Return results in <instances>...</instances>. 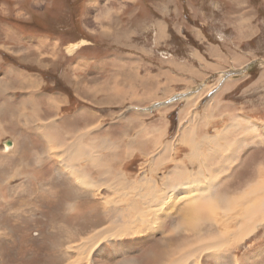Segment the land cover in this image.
I'll return each mask as SVG.
<instances>
[{"label":"rangeland","instance_id":"obj_1","mask_svg":"<svg viewBox=\"0 0 264 264\" xmlns=\"http://www.w3.org/2000/svg\"><path fill=\"white\" fill-rule=\"evenodd\" d=\"M159 33L163 41L156 42ZM77 55L89 57L84 60L86 66ZM123 63L125 69L118 72ZM228 72L233 74L225 78ZM114 73L125 79L124 85L112 83ZM12 76L23 77L27 83L11 81ZM108 76L111 85L104 84ZM226 80L230 83L224 84ZM81 83L83 87L77 85ZM172 92L173 97L161 101ZM108 95L112 99L103 100ZM191 99L194 102L188 104ZM31 104L38 105L36 117L28 115ZM22 110L29 120L19 113ZM49 120L65 138L87 131L83 150L87 155L101 153L100 162L111 173L108 181L110 173L105 171L106 179L99 187L93 183L92 189L76 188L83 196L81 202H89L80 206L81 216L69 217L64 202L75 182L59 170L66 161L60 156L67 146H49V163L38 165L45 142L27 139L29 134L38 137L27 131L31 122L36 121L41 133V123ZM188 130L193 142L224 131L229 144H216L222 151L201 145L195 150L183 138ZM122 134L135 136L113 141ZM102 135L111 136L113 143L93 139ZM155 146L158 150L151 152ZM192 149L201 156L216 155L212 163L206 162L207 181L193 182L205 195L208 187L217 194H233L237 186L236 190H244L264 179V172L258 173L259 168L264 170V0H0V264H122L129 259L142 264L153 243L174 229L142 236L133 227L132 236L110 239L109 234L119 236L118 228L103 221L95 228L109 231L98 241L99 250L87 259L90 248L85 246L81 254L82 248H77L83 237L90 239L96 230L93 221L104 210H117L119 219L128 218L144 213L150 203L165 200L153 183L171 173L172 182L183 181L190 170H199ZM235 151L239 153L236 160ZM151 154H158L153 161L148 159ZM111 155L120 160L112 162ZM146 161L152 165L144 174ZM16 169L20 174L2 181ZM86 171L98 180L96 166L87 163ZM25 175L46 183L40 186L35 180L30 187ZM125 180L131 183L128 187L123 186ZM173 196L168 207L176 204ZM185 202L170 214L178 217ZM89 224L91 229L81 230ZM175 225L171 223V228ZM263 235L261 223L242 242L218 254L211 251L201 262L264 264ZM177 242L173 239L171 244ZM143 248L145 258L139 256Z\"/></svg>","mask_w":264,"mask_h":264},{"label":"bare ground","instance_id":"obj_2","mask_svg":"<svg viewBox=\"0 0 264 264\" xmlns=\"http://www.w3.org/2000/svg\"><path fill=\"white\" fill-rule=\"evenodd\" d=\"M107 10H111V8H108ZM105 14L112 13L110 11H106ZM225 83L229 84L230 82H227L226 80ZM224 84L223 87L225 86ZM212 88L205 91L206 95ZM217 93L214 95V97L217 95ZM174 94L175 92H172L166 98L160 100H167L173 97ZM198 98H200V95L198 96ZM106 99L110 101L112 98L107 96ZM194 99L188 101V104L194 102ZM37 108V104L35 106L32 105V110L28 113V115L31 117H36L39 113ZM163 108L167 109V106ZM19 113H21L24 118L29 120L26 112H23L22 110ZM36 120L39 121V119ZM40 127H43L40 135L42 136L44 141H48L49 146H67L66 149L63 150V155L60 156L62 157V160L66 161H61V166L63 167V169L59 170L67 172L75 182L72 184V186L70 185L71 188L69 187V192L66 193L67 195L66 198H64V202L69 217L81 216L84 214V212L82 207L80 208V206H83L89 202H81L83 196L76 191V188L80 186L84 190L92 189L94 185L93 183H96L98 187L101 186L102 180L106 179L105 171H108L107 165H104L100 162V160L103 158V155L101 153L99 155H87L88 151L83 150L85 147L86 136L88 135L87 131H82L78 134L71 133L70 135H68L69 138H65L63 132H60V129L57 128L55 126V123H53L52 121L41 123ZM189 130L183 133V138L186 141V146L192 148L194 147L195 150L198 149L197 147L200 145V147L204 146V148H210L209 150H211L217 146L216 144L221 145V147H226L229 144V142L227 141V133H224V131L219 132L211 137L207 136L201 142H193L195 140L193 139V134L190 133L191 131L189 132ZM88 131H90V129ZM224 134H226V136H224ZM105 141L113 143L109 139ZM244 142L245 141L241 142L242 146ZM12 143L15 145L14 141H12ZM234 143L235 142H233V145ZM6 148H10L8 143H6ZM216 149H219L218 151H222L219 147H216ZM49 150H52V148H49ZM195 150H193V156L198 157L199 170H190V174L187 173L184 176L183 181L172 182L171 177H173V174L171 173L170 175L165 176L162 182L153 183L157 188V191H162V193L166 195L167 198L165 200L158 202V204L150 203L147 205L144 213L133 216L130 215L131 217L128 218L122 217L121 219H119L117 210H109L110 212H108V210H104L105 213H100V215H98V217H96L93 221V229H96L95 227L99 228V226L103 225V221H106L105 224L110 223L109 225H115V227L118 228L119 236L109 234L107 237L110 239L120 236H132L133 231L131 230V228L133 227H138L137 232L139 234L137 235L142 236L151 233L153 230H158L159 233H163L165 231L168 233L169 229H174L172 233H169V236L167 238L153 243V247L146 255V260L141 259L142 264H202L201 259L211 251L215 254H218V250L231 249L234 243L242 242L245 238L252 235L258 229V225L264 223V179L257 182L254 187H249L244 190H236L239 189V187L237 186L233 188V194L230 192L228 194H217L214 189H209L212 187L207 186V192L209 193L205 195L206 191H200V189H196L195 186H193V182H198L200 178L204 179V181H207V172L205 171L207 165L206 162L210 160L209 163H212V160L215 159L216 155L212 153H204V155L201 156V153ZM69 152H71L72 154ZM68 155L71 156V158L75 160L76 163L72 161ZM157 155L158 154H151L148 156V159H150V161H153V158H156ZM42 156L43 155L39 154V161L41 162V164L45 162L44 157ZM111 156L112 162H117L120 160L117 156ZM238 156L239 153L235 151L233 159H238ZM199 157H202V160H200ZM150 161H146L145 167H143L142 169L144 174L149 173L150 166L152 165ZM81 162H83V165L80 164ZM87 163L88 167L96 166L98 173L96 178H98V180L94 179V175L92 173L86 171ZM263 172L264 170L259 168L258 173L262 175ZM26 173L27 172H25V174ZM218 173L219 172H216L214 176H216V174ZM16 174H20L18 169ZM109 176L106 179L108 181L112 178L111 173ZM116 176L121 177L119 173H117ZM141 176L146 177L144 175ZM176 177L180 178L179 175H177ZM141 180L145 181L144 178H142ZM43 184L44 182H42V185ZM130 184L131 183L125 180L123 186L128 187ZM194 192L195 194H193ZM236 192L239 193L237 194ZM150 193L151 196H154L153 191H150ZM196 194H198L199 196H195ZM172 196L174 197L173 202L176 201V204L168 207L172 200ZM175 197L177 198L175 199ZM189 199L193 201H190ZM184 200H186L187 202L183 203L179 207L178 217L172 216L169 211H172V209L176 205H179ZM202 211H205V213L202 214ZM219 219L223 221L221 223H217L216 220ZM148 223L151 224L148 225ZM171 223H174V225L176 224V227L171 228ZM155 224L160 225L158 226V228H155V226H153ZM214 224H218L220 227L218 226L215 229L216 226H214ZM87 227L91 229V224L85 227H81V230L84 231V229H87ZM152 227L155 229H151ZM108 231L109 228H104L102 230L96 229L92 230V234L89 235V240L84 241V239L86 238L83 237L81 246L77 248H82L80 254L86 252V247L90 248V250L87 251V259H89L93 252L99 250L101 242L98 241H101L102 238H106L104 237V234ZM173 239H178V242L175 244H171V241ZM93 240L96 241L93 242ZM91 243L94 244V247H90ZM74 264H76V261L74 262ZM122 264L138 263L134 259H129L123 261Z\"/></svg>","mask_w":264,"mask_h":264},{"label":"crops","instance_id":"obj_3","mask_svg":"<svg viewBox=\"0 0 264 264\" xmlns=\"http://www.w3.org/2000/svg\"><path fill=\"white\" fill-rule=\"evenodd\" d=\"M160 25H158L157 26V28L159 27ZM164 36L161 34V33H159L157 36H156V42H161V41H163L162 40V38H163ZM89 57L88 56H86V57H79L78 55H77V57H76V59L77 60H79V61H81L85 66H86V64L84 63L85 61L84 60H87ZM116 59H119V60H121V61H125V57L124 56H122V55H116V57H115ZM73 64V63H72ZM77 64V63H76ZM73 66V65H72ZM125 64L123 63V64H121V67H118V68H116V70L119 72L120 71V69L121 70H124L125 69ZM77 69L76 70H78L79 68L78 67H76ZM120 68V69H119ZM81 72H83V71H81ZM14 73V72H13ZM79 76H80V74H79ZM100 76H103V74H101ZM113 84H123L122 82H125V79L123 78V77H121L120 75H116L115 73L113 74ZM12 79H11V81H20V82H24L23 84H25V83H27L26 81H27V79H25V78H21V77H15V76H12L11 77ZM69 78H73V76L71 77H69ZM109 78H110V76H108V79H107V81L105 80L104 81V84H107V85H111V84H109L110 82H109ZM221 79V78H220ZM220 79H218V83H219V80ZM232 80V79H231ZM71 83L73 84V87H74V83L75 82H73L72 80H71ZM225 83V82H224ZM12 84V83H11ZM22 84V83H21ZM22 84V85H23ZM79 87L80 86H82L83 87V83H81L80 85L79 84H77ZM124 85V84H123ZM12 86V85H11ZM85 86L87 87L88 86V83L86 82V84H85ZM72 87V88H73ZM89 87V86H88ZM110 87V86H109ZM77 88V90L76 91H78V87H76ZM96 88H98V87H96ZM75 89V88H74ZM93 89H95V88H93ZM113 91H118L117 89H113ZM206 91V90H205ZM204 91V92H205ZM196 93V92H195ZM182 94H184V93H182ZM199 95V94H198ZM109 97H111L110 95H108ZM107 97V96H106ZM106 97H104L103 98V100L104 99H106ZM112 98V97H111ZM117 98V97H116ZM51 99V98H50ZM115 99V98H114ZM52 102H57V101H55V99H52L51 100ZM165 101V100H164ZM158 102H160V101H157V103ZM55 103H52V104H55ZM57 104V103H56ZM54 105L53 107L55 108V107H57V105ZM118 105V104H117ZM151 105V104H150ZM149 105V106H150ZM114 106V105H113ZM35 119H38V117L37 118H35ZM52 119V118H51ZM50 119V120H51ZM49 120V121H50ZM71 120V119H70ZM43 121V120H42ZM44 121H48V120H44ZM134 121H137L136 119L134 120ZM123 124H124V122H123ZM134 124V123H133ZM31 125H33V126H27V131L30 133H33V134H38V137L37 136H30L31 134H29V138H27L28 140H35L36 138H38L37 139V141L39 142V138H42V136L40 135V133L38 132L39 131V128L37 127V123H36V121H33V122H31ZM152 128H154V126H152ZM95 129V128H94ZM93 129V130H94ZM134 133H135V129H134ZM92 134V133H91ZM128 134H130V133H128ZM139 134V133H138ZM160 135H161V133H160ZM164 135V134H163ZM135 136V134L134 135H132L131 137H125V135L124 134H122L121 136H118L117 138H115V139H113L111 136H109V135H102V136H99V137H96V138H93L95 141H98V142H100V141H102V140H107V139H113V141H115V142H120V141H125V140H127L128 138H133ZM168 136V134L166 135V137ZM30 137H34V139L33 138H30ZM43 139V138H42ZM152 139V138H151ZM13 141V140H12ZM11 141V142H12ZM157 141V139H155L154 140V142H156ZM172 141V140H171ZM45 142V148H44V152H42V155H43V157H44V159H45V164H48L49 163V161L50 160H47L46 161V157L48 156V154H50V150H49V143H48V141H44ZM153 142V143H154ZM15 143V142H14ZM149 143H151V142H149ZM154 145V144H153ZM165 145H167V144H165ZM158 146H159V143H158ZM158 146H155V148H153V150L151 151V152H154V151H156V150H158ZM39 154V153H38ZM16 160V159H15ZM26 163V162H25ZM23 165V163L22 162H20V164L19 165ZM37 164L39 165V164H41V162L39 161V157L37 158ZM44 164V166H47V165H45ZM22 168H23V166H21ZM11 171H12V169H13V166L12 167H8ZM46 168H48V167H46ZM129 168V167H128ZM20 169V168H19ZM34 169V168H33ZM129 169H132V171H134V169L133 168H129ZM35 170V169H34ZM131 171V170H130ZM7 172V171H6ZM16 172H17V169H16V171L14 172V173H12L11 174V176H8L7 175V173L4 175V177H3V179H2V181H5V180H8V178L9 177H13V176H15L16 175ZM7 175V176H6ZM40 177V176H39ZM25 178H26V181H27V183L29 182L30 183V187H33L34 186V183H35V180L38 182V184H40V186H42V182L39 180V179H37V178H33V177H30V176H27V175H25ZM11 179V178H10ZM44 183H46L45 181H44ZM50 185H47V187H49ZM262 237H264V235L262 236ZM135 241V240H134ZM133 241V242H134ZM146 251V248H143L142 249V251H141V253L139 254V256L140 257H142V258H145V256H144V254L146 253L145 252ZM228 264V263H227Z\"/></svg>","mask_w":264,"mask_h":264},{"label":"water","instance_id":"obj_4","mask_svg":"<svg viewBox=\"0 0 264 264\" xmlns=\"http://www.w3.org/2000/svg\"><path fill=\"white\" fill-rule=\"evenodd\" d=\"M240 71V70H239ZM241 72V71H240ZM233 74V72H228V74L225 75V78L227 75Z\"/></svg>","mask_w":264,"mask_h":264}]
</instances>
